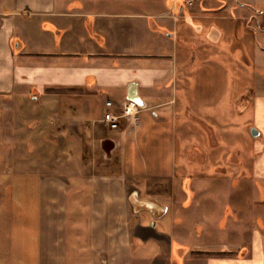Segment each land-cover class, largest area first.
<instances>
[{"label": "crops", "instance_id": "1", "mask_svg": "<svg viewBox=\"0 0 264 264\" xmlns=\"http://www.w3.org/2000/svg\"><path fill=\"white\" fill-rule=\"evenodd\" d=\"M166 1L146 0L144 13L140 0H0V264H264V28L254 38L246 14L222 9L174 20ZM248 6L264 16L263 0L235 10ZM232 37L241 41L229 42L224 65H262L253 98L259 136L249 174L240 175L258 211L222 206L238 193L236 173L221 176L218 164L212 179L190 175L185 142L176 173L178 98L194 94L199 115L210 104L203 78L181 82L175 71L220 65L212 52ZM107 99L115 110L130 102L142 111L110 130ZM216 103L202 113L203 129L220 115ZM180 124L183 138L188 119ZM105 139L114 143L110 159ZM133 189L162 214L135 211Z\"/></svg>", "mask_w": 264, "mask_h": 264}, {"label": "rangeland", "instance_id": "2", "mask_svg": "<svg viewBox=\"0 0 264 264\" xmlns=\"http://www.w3.org/2000/svg\"><path fill=\"white\" fill-rule=\"evenodd\" d=\"M140 1H142L139 4L140 6L138 7L140 11L148 13L152 10L151 7L148 8L149 5L147 7L144 5V2H146V0ZM182 1L184 2L183 4L185 5V7H182L178 0H168L166 2H168L169 4L164 3L168 8L167 15L172 17L171 19L176 20L178 18V15L184 13L183 11L195 14L201 13L203 11L206 12V10H211L210 12H216L222 9V12L219 13H223L226 15L234 16L235 13L237 15L246 14V16L249 18L248 26L254 38L259 37L260 31H262L264 28V16H262V14H260L255 8L248 6L243 10H235L236 5H238L239 2H242L243 0H224L227 3L225 7H222L223 4L221 3V1L223 2V0H218L219 4L217 0ZM232 2L235 3L233 4ZM183 8H185V10ZM262 9H264V6ZM203 14H206L205 16H207V13ZM208 23L209 22H207L206 25H208ZM241 25L243 24H240L238 26V30L242 28ZM228 26L229 25L226 22V28H228ZM238 35L240 34L238 33ZM238 41L240 42L241 38L232 37L230 38V41L229 39H225L221 43L219 51L212 52V54H214L215 56L219 54L220 65H189L188 72H186L185 69H179L178 72L177 70L175 71V76L179 80H181V82L186 78L196 79L198 77L203 78L206 81L205 82L203 80L204 84H202V87L205 91L203 100L209 98V100H206V103L207 105L210 104L209 111L211 114L213 110V103L218 102L216 104L218 106L220 105V115L217 116V114L214 113L216 115L214 119L206 117V119L208 121H211L213 124L203 129V118H201V115L204 116L202 113L209 112L207 108H204L205 105L203 104L204 109L199 115L201 103L198 102L194 94L193 97L189 95L187 97V100L184 99V95L178 98L176 123L179 124L177 141L178 153H180V155H178L177 159L176 173L182 175V168L180 164L182 162L181 153L184 152V150L182 149V147L180 150V146L183 145L184 147L183 142H185L190 147L187 156L190 162V175H211L208 178L212 179L213 174L217 173L216 168H218V164L220 167L219 169L221 172V176H223L224 174L228 176L231 171V173H236V181L233 182V184L238 193L235 194V197H230L229 199H220L222 206L224 205V201H230L232 204H235L237 208L244 209L245 207H254V210L258 211L259 203L256 202L255 199L252 200L248 199V197H245V190L243 191V189L248 188V186L246 185L247 187H245L243 185L244 182L241 180L243 176L240 175L244 173V170L246 175L249 174V167L255 156V152L253 149V142L255 141V138L251 137L250 128H255L256 130H258L259 128V122L255 121L253 98L256 75L261 73L259 71V66L262 65H247V68L246 65H224V62L222 61H225V58L230 57V55L226 51L228 49L229 42L236 43L238 45ZM238 56L239 53L237 52V59H239ZM209 59L210 56L205 55V60ZM231 59H233L232 56ZM194 62L196 63L197 60H195ZM226 80L231 83V92L230 94L225 96L224 85L226 84ZM212 84H214V91H212ZM181 86V84L178 85V91L183 94V90L185 87ZM233 90L235 91L234 102L232 101ZM232 109L235 112V117L232 116ZM185 119H188V134L183 135L182 138V135L180 133V123ZM212 183V181H209L210 185ZM227 185V183L221 181L219 187L220 190L227 189ZM253 187L252 190H255V186ZM225 206L226 208H228L227 204ZM239 217L240 215H238V221L240 222ZM241 226L243 227V225ZM252 226L256 227L255 224H253ZM237 227H239V223ZM236 232L238 239H242L245 237L247 231L243 228H240L237 229ZM239 242L240 243L238 245L244 242V240H241ZM238 245L237 248L240 247Z\"/></svg>", "mask_w": 264, "mask_h": 264}, {"label": "built area", "instance_id": "3", "mask_svg": "<svg viewBox=\"0 0 264 264\" xmlns=\"http://www.w3.org/2000/svg\"><path fill=\"white\" fill-rule=\"evenodd\" d=\"M104 105L106 111L103 115L102 122L110 130H117L122 119H133L142 111V107L139 104L130 102L123 104L121 107L115 110L114 107L116 104L112 99H107Z\"/></svg>", "mask_w": 264, "mask_h": 264}, {"label": "water", "instance_id": "4", "mask_svg": "<svg viewBox=\"0 0 264 264\" xmlns=\"http://www.w3.org/2000/svg\"><path fill=\"white\" fill-rule=\"evenodd\" d=\"M251 135L253 138H257L259 136V132L255 128H252L251 129ZM102 147H103L104 153L106 154V158L110 159L112 156V151L114 149V143L110 140L105 139L102 141ZM129 200H130L131 204L133 205L134 210L137 212H138V210H141V209H146L152 213L154 212V210H153L154 209L153 207L155 205L154 201L151 199H140L138 197V191L135 189H133L130 192ZM155 214H157L156 216L154 215L155 219H156L162 213L157 212Z\"/></svg>", "mask_w": 264, "mask_h": 264}]
</instances>
